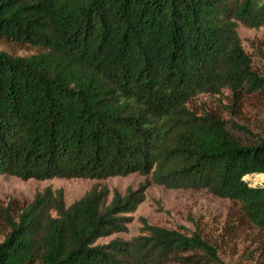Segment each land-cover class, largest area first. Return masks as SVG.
<instances>
[{
  "label": "trees",
  "instance_id": "16d2710c",
  "mask_svg": "<svg viewBox=\"0 0 264 264\" xmlns=\"http://www.w3.org/2000/svg\"><path fill=\"white\" fill-rule=\"evenodd\" d=\"M264 28V0H0V175L145 177L94 183L67 205L46 186L0 202V264H218L230 229L126 231L151 184L204 189L264 229V135L190 106L228 90L264 97L238 26ZM18 50L27 51L19 54ZM253 136V134H252Z\"/></svg>",
  "mask_w": 264,
  "mask_h": 264
},
{
  "label": "rangeland",
  "instance_id": "374dc122",
  "mask_svg": "<svg viewBox=\"0 0 264 264\" xmlns=\"http://www.w3.org/2000/svg\"><path fill=\"white\" fill-rule=\"evenodd\" d=\"M238 32L253 68L264 76V28L239 25ZM1 50L11 51L12 47L9 43L0 41ZM26 52L18 50L19 54ZM190 106L199 112L206 110L219 113L228 122L245 126L250 133L240 129L233 130V134L243 140L264 135V97L260 94L247 95L241 102H234L233 96L224 89L222 93L200 94L192 99ZM144 179L138 173L106 179L52 178L27 181L11 175H0V202L6 203L14 199L19 205H23L33 198L35 191L51 186L64 189L65 202L69 205L94 183L105 184L110 189H118L124 193L127 187H137ZM244 180L251 186L262 185L264 175H254L252 180L245 177ZM145 196L137 209L128 214L132 216V221L127 224L126 231L99 238L97 243L106 244L115 237L128 240L139 234L140 216L154 225L172 228L183 226L187 232L199 227L206 234L212 228L221 233L226 226L231 231L227 236L219 235L226 239L219 245L217 254L221 262L218 264H264V229L242 215L234 202L213 196L204 189H167L156 184H151L146 189Z\"/></svg>",
  "mask_w": 264,
  "mask_h": 264
}]
</instances>
